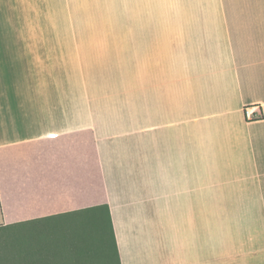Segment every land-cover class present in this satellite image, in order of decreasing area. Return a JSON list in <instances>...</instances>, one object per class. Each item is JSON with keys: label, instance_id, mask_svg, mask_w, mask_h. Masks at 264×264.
I'll return each mask as SVG.
<instances>
[{"label": "crops", "instance_id": "crops-1", "mask_svg": "<svg viewBox=\"0 0 264 264\" xmlns=\"http://www.w3.org/2000/svg\"><path fill=\"white\" fill-rule=\"evenodd\" d=\"M83 130L121 264H264V0H0L10 201L78 191Z\"/></svg>", "mask_w": 264, "mask_h": 264}, {"label": "trees", "instance_id": "trees-1", "mask_svg": "<svg viewBox=\"0 0 264 264\" xmlns=\"http://www.w3.org/2000/svg\"><path fill=\"white\" fill-rule=\"evenodd\" d=\"M63 137L74 141L65 161L75 165L79 179H74L78 191L74 188L73 195L64 191L58 194V201H49L52 197L42 195L29 197V200L16 196V202L10 201L14 198L7 195L10 165L26 161L22 155L8 153L14 147L0 150V198L5 219L0 228H17L12 235L15 243L8 248L5 246L0 264H12L15 259L16 264H60L63 255L73 264H90L89 253L82 255L80 244L75 245L73 228L74 223H79L81 233V228L86 229L84 224L94 225L97 220L100 230L108 231L110 236V240L104 241L108 249H103V254L99 255L101 258L103 255L105 264H121L94 133L83 130ZM44 236L48 240H44ZM82 239L80 236L77 242ZM49 242H52L51 249ZM89 248L92 251V247Z\"/></svg>", "mask_w": 264, "mask_h": 264}, {"label": "rangeland", "instance_id": "rangeland-1", "mask_svg": "<svg viewBox=\"0 0 264 264\" xmlns=\"http://www.w3.org/2000/svg\"><path fill=\"white\" fill-rule=\"evenodd\" d=\"M261 118H259V119H261ZM259 119H256V120H259ZM26 153H28V151ZM75 222H78V219ZM99 224L100 223L98 220L94 223V225L84 224L86 229L81 228L82 231L80 233L79 232V223L78 224L74 223L73 233H74V237H75L74 241L76 242L75 245L77 246V243L80 244L79 248H80L82 255L89 253L90 264H105V262H103V260H102L103 255L101 258V256L99 254H103V249H104V251H106V249H108V247L106 248V246H108V245H106V243L104 241L110 240V236H109L108 231L100 230L101 226H99ZM82 226H83V224H82ZM80 236L83 239L80 242H77V240H78V238H80ZM44 240H48L47 236H44ZM49 244L51 246L50 247V249H51L52 248V245H51L52 242H49ZM86 247L88 248V250H85ZM89 247H92V251L90 250ZM61 257L62 258H61L60 264H73V262H69L68 256L63 255ZM1 259L2 258L0 257V260ZM15 260H14V262L12 261L13 262L12 264H16Z\"/></svg>", "mask_w": 264, "mask_h": 264}, {"label": "built area", "instance_id": "built-area-1", "mask_svg": "<svg viewBox=\"0 0 264 264\" xmlns=\"http://www.w3.org/2000/svg\"><path fill=\"white\" fill-rule=\"evenodd\" d=\"M245 118L247 120H256L263 116L262 108L258 104L248 105L244 108Z\"/></svg>", "mask_w": 264, "mask_h": 264}]
</instances>
